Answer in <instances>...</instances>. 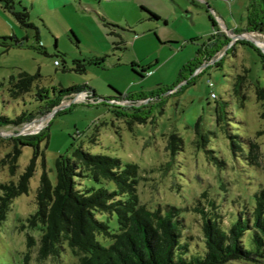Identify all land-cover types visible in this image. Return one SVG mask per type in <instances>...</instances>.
Masks as SVG:
<instances>
[{
    "label": "rangeland",
    "instance_id": "1",
    "mask_svg": "<svg viewBox=\"0 0 264 264\" xmlns=\"http://www.w3.org/2000/svg\"><path fill=\"white\" fill-rule=\"evenodd\" d=\"M15 2L16 11L26 8L34 28L21 27L11 12L0 8V38L11 37L20 44L9 49L0 45V117L14 120L23 114L36 118L0 129V184L16 181L34 157L36 173L29 191L15 199L0 227V264L78 263L67 248L59 257L40 261L38 246L26 260V238L33 236L38 241L40 232L21 229L24 220L35 213V195L44 170L54 184L56 160L61 155L70 157L78 146L93 155L134 163L140 178V203L150 210L158 205L180 208L187 230L198 240L203 238L201 220L185 209L202 190L223 183L243 195L264 185V122L250 85L259 80L264 87V69L252 48L241 46L251 44L264 54V34L252 32L248 24L252 13L260 8L264 11L263 2L257 10L251 6L254 0ZM119 36L125 46L116 45ZM101 57L105 61L100 67L89 63ZM78 60L85 61V73L75 70ZM193 62L198 64L191 73L184 72ZM146 69L150 75L140 78L138 74ZM246 69L249 79L242 84V93L247 101L239 109L233 86ZM22 72L36 77L32 91L15 100L8 93L9 81ZM84 86L87 89L81 94L63 97L58 108H47L58 90H82ZM212 93L216 99L210 98ZM222 103H226L233 129L225 128L243 137L244 147L248 141L257 146L258 167L235 160L228 139L214 126L215 108ZM198 119L200 130L216 135L210 136L207 148L225 162L220 170L207 160L203 148L194 145L193 126ZM172 133L184 143V151L174 157L166 151V138ZM15 148L20 154L13 163L17 168L12 177L9 168ZM84 186L99 187L89 180ZM115 221H109L112 228H116Z\"/></svg>",
    "mask_w": 264,
    "mask_h": 264
},
{
    "label": "trees",
    "instance_id": "2",
    "mask_svg": "<svg viewBox=\"0 0 264 264\" xmlns=\"http://www.w3.org/2000/svg\"><path fill=\"white\" fill-rule=\"evenodd\" d=\"M260 2L264 3V0H254L251 6L257 10ZM15 6V0H0V8L11 12L21 27L33 29L26 8L20 7L16 11ZM150 16L158 19L153 14ZM248 24L252 25V32L264 34V11L260 8L252 13ZM106 25L116 27L110 23ZM38 35H35L37 39ZM118 38L120 42L116 45L125 46L123 37ZM0 45L5 49L20 46L19 41L11 37L0 38ZM241 46L252 48L264 69V54L251 44L241 43ZM104 61V57L93 58L89 63L100 67ZM74 63L77 72L85 73V61L78 60ZM196 63L184 68V72L191 73V68ZM248 72L246 69L244 76H238L233 86L239 109L247 101L242 93V84L249 79ZM143 73L144 70L138 76L143 78ZM35 77L22 72L16 79L12 78L9 81L10 98L16 100L30 93ZM250 83L255 99L260 104V118L264 122V87L259 80ZM85 89L86 86L82 90L79 87L67 91L60 89L58 96L48 103L47 108L55 109L60 106L63 97L82 93ZM125 99L127 98L123 100ZM214 112V126L228 139L234 159L241 160L248 167H258L255 156L257 146L248 141V147H244L241 142L245 139L238 134L229 133L225 128L232 126L226 103L217 104ZM34 118V115L21 114L10 120L7 116H1L0 129L18 126ZM200 125L201 119H198L193 126L194 145L198 149L203 148L207 160L220 170L225 162L207 148L210 136L216 135L211 131L203 132ZM182 139L177 133L166 138V151L171 157L184 151ZM14 150L15 156L9 168L12 177L16 175L17 168L13 163L20 154L17 148ZM35 173L34 157L16 181L0 184V227L15 199L29 191L30 181ZM55 173L53 184L44 170L35 195V213L24 220L25 225L21 228L40 232L38 241L33 236H27L26 260L29 259V251L38 246L37 259L40 261L59 257L67 248L78 259L76 264H226L230 261L264 264V185L260 184L251 193L243 195L236 194L223 183L217 188L202 190L200 196L185 209L201 220L199 228L203 238L198 240V237L187 230V222L180 208L158 205L156 209L150 210L147 205L140 203V178L138 167L134 163L123 164L118 158L93 155L78 146L73 149L70 157L59 156L55 163ZM85 180L92 181L99 187L87 188L84 186ZM112 219H116V228L109 225ZM99 238L109 244L105 246Z\"/></svg>",
    "mask_w": 264,
    "mask_h": 264
},
{
    "label": "built area",
    "instance_id": "3",
    "mask_svg": "<svg viewBox=\"0 0 264 264\" xmlns=\"http://www.w3.org/2000/svg\"><path fill=\"white\" fill-rule=\"evenodd\" d=\"M57 64H58V63L55 62L54 65H57ZM143 74H144V77H147V76L150 75V71H148V70H144V73H143ZM207 84H208V87H209V88H212V87H213V85L211 84V82H208ZM215 97H216V95L212 93L210 98H211V99H215Z\"/></svg>",
    "mask_w": 264,
    "mask_h": 264
},
{
    "label": "crops",
    "instance_id": "4",
    "mask_svg": "<svg viewBox=\"0 0 264 264\" xmlns=\"http://www.w3.org/2000/svg\"><path fill=\"white\" fill-rule=\"evenodd\" d=\"M202 2H204V0H201ZM147 10H149V11H151V12H153V14L154 15H157V14H155V12L154 11H152V9H149V8H147V7H145ZM158 18V17H157ZM154 21H157V20H159V18L158 19H153ZM147 70V69H146ZM81 94V93H80ZM123 98H121L120 100H122ZM120 100H118V101H120ZM114 102V101H113Z\"/></svg>",
    "mask_w": 264,
    "mask_h": 264
},
{
    "label": "water",
    "instance_id": "5",
    "mask_svg": "<svg viewBox=\"0 0 264 264\" xmlns=\"http://www.w3.org/2000/svg\"><path fill=\"white\" fill-rule=\"evenodd\" d=\"M253 44H254L255 46H257V47H258V45H257L256 43H254V42H253ZM57 108H58V107H57Z\"/></svg>",
    "mask_w": 264,
    "mask_h": 264
}]
</instances>
